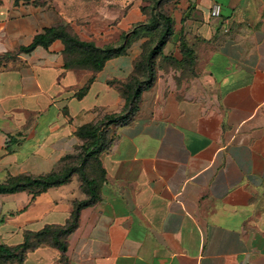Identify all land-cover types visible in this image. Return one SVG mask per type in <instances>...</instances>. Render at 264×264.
Listing matches in <instances>:
<instances>
[{"label": "crops", "instance_id": "crops-1", "mask_svg": "<svg viewBox=\"0 0 264 264\" xmlns=\"http://www.w3.org/2000/svg\"><path fill=\"white\" fill-rule=\"evenodd\" d=\"M79 4L0 0V184L59 170L79 127L123 109L146 36L96 71L66 66L60 39L18 51L63 25L103 46L145 18L142 0H104L82 18ZM163 7L172 33L131 120L106 128L99 199L81 209L64 252L41 242L8 264H264V0ZM85 197L77 174L36 195L0 193V244L34 243Z\"/></svg>", "mask_w": 264, "mask_h": 264}, {"label": "trees", "instance_id": "trees-1", "mask_svg": "<svg viewBox=\"0 0 264 264\" xmlns=\"http://www.w3.org/2000/svg\"><path fill=\"white\" fill-rule=\"evenodd\" d=\"M143 1H149L151 4L150 18L144 23L131 26V31L122 32L115 42L98 46L93 41L81 40L69 26L63 25L44 29L34 36L28 46L18 49L20 52H28L38 45L47 47L53 40L60 39L64 44L66 66L96 71L103 67L106 60L124 54L132 40L141 33L149 36L147 42L142 45L140 55L134 61L131 75L122 83L124 106L120 113L107 115L100 122L79 127L76 134L82 143L74 153L65 156L64 164L59 170L41 176H9L5 183L0 184V193L29 190L36 195L49 187L66 183L73 174H77L80 188L86 196L83 200L73 202L70 216L63 226L45 227L34 234L36 238L34 243L30 242L29 236L26 235L25 241L20 245L12 247L0 244V264L21 263L28 249L41 242L53 244L64 252L66 249L64 237L76 228L81 209L99 199V188L104 178L99 154L106 150L113 140L106 128L111 123L122 124L131 120L141 91L155 80V58L161 54L172 33L171 17L163 7L167 0ZM141 11L145 12L144 6H141ZM9 55L7 53L3 58Z\"/></svg>", "mask_w": 264, "mask_h": 264}, {"label": "rangeland", "instance_id": "rangeland-1", "mask_svg": "<svg viewBox=\"0 0 264 264\" xmlns=\"http://www.w3.org/2000/svg\"><path fill=\"white\" fill-rule=\"evenodd\" d=\"M34 1H37V2H47V1H52V0H34ZM79 1H80V4L79 5L81 6L80 8H83V11L82 10L79 11V14L81 15V18L82 17H87L88 15H92L93 13H95L97 15H100L101 13H103V12H100L98 10H96L95 12L88 11L87 8H90V10H91V7L97 8L98 6H100L102 4V2H104V0H79ZM108 1L109 0H107V2ZM109 6L110 5L107 3V7H109ZM141 6H144L145 7V12L141 11V13L144 15L145 18H144L143 21H139V22H136V23L132 24V26L135 25V24L137 25L139 23H144L145 21H147L150 18V15H151L150 14L151 13V10H150L151 4H150V2L149 1H143V4ZM141 6H140V10H141ZM111 15H113V11L109 8V9H107V21H110L112 19V18L110 19ZM131 30H132V27H130L128 29V31H131ZM122 32H125V31H122ZM120 34H119V36H120ZM141 35H144V36L147 37V39H149L148 34L141 33ZM109 43H111V42H109Z\"/></svg>", "mask_w": 264, "mask_h": 264}, {"label": "built area", "instance_id": "built-area-1", "mask_svg": "<svg viewBox=\"0 0 264 264\" xmlns=\"http://www.w3.org/2000/svg\"><path fill=\"white\" fill-rule=\"evenodd\" d=\"M213 13H216V11H215V12H213Z\"/></svg>", "mask_w": 264, "mask_h": 264}]
</instances>
